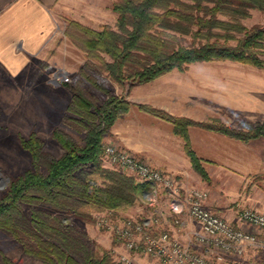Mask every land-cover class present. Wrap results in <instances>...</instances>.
Here are the masks:
<instances>
[{
	"label": "trees",
	"instance_id": "trees-1",
	"mask_svg": "<svg viewBox=\"0 0 264 264\" xmlns=\"http://www.w3.org/2000/svg\"><path fill=\"white\" fill-rule=\"evenodd\" d=\"M253 10L264 12V0H119L113 5L115 28L105 25L94 30L69 20L65 33L87 52L70 86L68 105L86 129L84 144L56 129L53 137L64 149L56 157L44 150L35 132L18 136L21 146L31 153L32 167L13 179L0 197V236L9 245L16 240L25 254L45 264H120L112 250L94 248L69 221L36 208L28 214L22 203L44 204L89 220L93 211L119 212L146 202L151 184L105 167L102 160L105 136L133 105L173 124L194 169L207 181L203 159L192 148L191 126L244 142L264 138V122L246 130L220 122L205 124L149 104H134L128 93L115 95L109 88L113 80L130 90L134 84L152 82L174 70L184 72L198 62L231 61L264 69V24L248 27L244 23ZM88 86L107 98L98 104Z\"/></svg>",
	"mask_w": 264,
	"mask_h": 264
},
{
	"label": "crops",
	"instance_id": "crops-1",
	"mask_svg": "<svg viewBox=\"0 0 264 264\" xmlns=\"http://www.w3.org/2000/svg\"><path fill=\"white\" fill-rule=\"evenodd\" d=\"M71 1L73 0H0V85L2 89L15 87L20 90L23 87L26 91L31 90L29 95L20 97V94H14L10 98L13 104L11 108L16 110L13 119L18 125H23L24 129L36 125L40 132L43 128L56 126L60 121L58 101H54L50 94L54 88L64 87V83L55 79L61 67L56 66L58 61L55 58L51 59L53 63L46 62L52 52L57 54L58 50L61 51L58 40L64 35L65 27L61 29L59 14L66 12L65 10L73 13ZM198 64L204 63H194L189 67ZM241 65L243 64L232 63L218 66ZM188 71L189 69L184 72L174 70L146 83L150 85L145 87L134 84L128 99L135 103L152 104L172 115L198 121L205 118L201 112L204 101L208 102L207 108L214 110L219 107L209 104L212 99L225 105L222 110L215 112L232 127H235L234 122L237 120L248 123L264 121V100L257 93L253 94V90L246 91V101H235L236 95L245 93L241 89L244 87L241 79H202ZM246 82L248 88L264 87V79ZM226 92L229 96L232 94L233 98L225 96L221 100L217 97ZM2 98L7 100L5 95ZM189 133L192 148L204 160V167L213 178L210 183L202 180L192 167L184 149V140L174 133L173 125L140 110L136 105L115 123L105 141L106 144L116 143L127 148L153 166L174 174L182 196L192 188L206 190L209 194L206 204L209 207L221 213L235 226L250 229L251 226L239 219V211L249 204L264 212V195L257 198L254 195L264 194V190L256 192L250 178L256 172H264V138L243 143L197 126L190 127ZM236 165L241 167L234 168ZM210 167H216L217 170ZM259 169L262 171H257ZM225 176L230 178L226 180ZM240 189H245V193H240ZM222 194L249 195L242 198V203L238 202L239 208H235L231 205L233 201L226 196L221 197ZM145 204L148 206L146 216L142 214L145 211L142 210L143 204L136 205L126 213L136 219L153 222L156 230H166L183 242H191L201 231L200 223L191 218L187 211L171 215L169 197L161 188H158L156 200L153 203L147 200ZM158 211L163 215L157 214ZM105 245L115 257L129 256L137 264H157L155 258L130 251L123 242L114 238ZM248 257L255 259V252L250 251Z\"/></svg>",
	"mask_w": 264,
	"mask_h": 264
},
{
	"label": "rangeland",
	"instance_id": "rangeland-1",
	"mask_svg": "<svg viewBox=\"0 0 264 264\" xmlns=\"http://www.w3.org/2000/svg\"><path fill=\"white\" fill-rule=\"evenodd\" d=\"M119 0H73L70 3V6H72V12L69 13L67 10L66 12H63L62 14H59V21L61 24V29L65 27L64 35L62 34L61 38L58 40V45L59 49L58 53L55 54L52 52L48 56V60L46 64L53 63L51 59H56L58 62L56 63V66L61 67L59 71L65 72L68 71L69 77H70V82H68V85L64 83V87L60 88H54L53 91L51 92L50 96L54 101H58V106H59V112H60V121L56 126H51L48 127L47 129H42L40 132L37 130L36 125H30V127H26L24 129L23 125H18L15 120L13 119L14 117V112L16 110L12 109V102L10 101L11 96H14V94H20L18 96L23 97L26 94H31V90L28 89L27 91L23 88L20 87L18 88L15 87H6L3 88L0 85V197L5 194V192L8 190L10 183L13 179L18 177L20 174H23L27 169L32 167V156L31 153L24 149L21 144L18 141V136L21 135L23 137H28L31 132H35L38 137H40L44 143V150L49 151L53 153L56 157H59L63 154L64 149L62 146L57 142V140L53 137V132L56 129H60L64 132H66L68 135L74 138L77 144L83 145L84 144V137L86 134V129L81 123V119L77 114H74L68 109L69 103L72 101V90L70 89V86H73L75 83V78L76 75L79 71V68L82 64H84L87 60V52L81 48L74 40H72L65 32L68 26L69 20H74L77 22H80L81 24L91 27L94 30H101L103 26L109 25L110 27L115 28L116 25V17L117 14L113 11V5L114 3L118 2ZM83 21H85L83 23ZM245 25L248 27H251L255 24H264V12H260L258 10H253L252 11V16L246 20H244ZM75 36H77L78 40L80 39L79 37V32L74 33ZM63 36H65L63 38ZM186 44L188 42H185ZM62 46V47H61ZM109 59V57H107ZM50 59V60H49ZM204 64H198V65H192L191 67H188L189 73L193 76H196L198 78L202 79H208V78H235V79H241L242 84H244V87L241 88L245 93H241L242 95H234L235 96V101H246L247 97V90L251 89L254 93H257V95L264 100V87H254L251 86V88L247 87V82L246 81H253V80H262L264 79V69H258L253 66H248V65H241L238 67H221L218 66L220 64H232L236 62H231V61H213L211 63L209 62H201ZM45 64V65H46ZM240 64V63H239ZM2 80H0L1 82ZM254 84V83H252ZM150 84L143 83L140 86L145 87L149 86ZM221 85V84H220ZM224 85V84H222ZM34 87V85H33ZM126 87V88H125ZM121 86L120 84L116 83L115 81L111 80L109 82V88L112 90V92L115 95H120L125 93H128V96L130 95V90L127 86ZM88 88V93L90 96H93L97 99L98 104H101L105 98H107V94L101 93L97 91L95 88L92 86L86 87ZM32 89V88H31ZM259 89H261L259 91ZM4 91V93H2ZM18 91V92H17ZM2 95H5L7 100H3ZM225 96H229V93H222L218 94L219 99L225 98ZM230 99L233 98V95L230 94L229 96ZM132 102V101H131ZM209 103L211 106H219L218 108L212 110L210 108H207L206 106L208 105L207 101H204V107L202 108L201 112L204 115V120L198 121L194 120L197 122H203L205 124L215 122L217 123H222L230 128L233 129H238V130H246L250 125L256 124V123H248L244 121H235L234 125L235 127H232L228 123H226L223 119V117L217 116L215 111L222 110L225 105L222 103H216L214 100H210ZM136 104L135 102H132ZM19 105V104H16ZM53 105V104H52ZM67 105V106H66ZM153 106L152 104H149ZM15 106V105H14ZM213 106V107H214ZM155 107V106H153ZM158 108V107H155ZM161 109V108H159ZM141 110V109H140ZM163 110V109H162ZM232 111H235L234 109ZM220 112V111H219ZM236 112V111H235ZM24 113V112H22ZM148 113V112H147ZM150 114V113H149ZM62 115V117H61ZM152 115V114H151ZM155 116V115H154ZM157 117V116H156ZM184 117V116H183ZM160 118V117H159ZM188 118V117H187ZM162 119V118H160ZM191 119V118H190ZM120 120V119H119ZM165 120V119H164ZM168 121V120H166ZM170 122V121H169ZM264 122V121H263ZM171 123V122H170ZM262 123V122H260ZM172 124V123H171ZM173 125V124H172ZM197 126V125H194ZM192 127V126H191ZM203 129H206L202 126H197ZM113 128V127H112ZM109 131V134L112 131ZM190 129V128H189ZM45 132H44V131ZM209 130V129H207ZM212 131V130H211ZM216 133L222 134L220 132L214 131ZM108 135V134H107ZM106 135V136H107ZM105 136V137H106ZM229 137V136H228ZM231 138V137H230ZM234 139V138H232ZM238 140V139H235ZM240 141V140H238ZM243 143H248L241 141ZM106 141L104 138V145H106ZM264 147V145H262ZM127 149V148H126ZM129 150V149H128ZM186 152V151H185ZM135 154V153H134ZM136 155V154H135ZM138 156V155H137ZM140 157V156H138ZM104 158V155L103 157ZM142 158V157H140ZM144 159V158H142ZM103 160V166L109 167V168H115L119 169L126 174H130L121 168H119L116 165H111ZM147 161V160H146ZM204 162V160H203ZM150 163V162H149ZM192 164V163H191ZM204 165V164H203ZM193 167V165H192ZM241 166L236 165L234 168L239 169ZM194 168V167H193ZM216 169V167H210V169ZM160 169V168H159ZM206 169V168H205ZM86 170H89V168H86ZM164 172H168L167 170L161 169ZM195 170V169H194ZM208 169H206L207 171ZM196 171V170H195ZM257 171H262V170H257ZM197 172V171H196ZM208 172V171H207ZM227 172V171H225ZM169 173V172H168ZM198 173V172H197ZM228 173V172H227ZM199 174V173H198ZM209 174V172H208ZM230 174V173H228ZM131 175V174H130ZM202 180V176L199 174ZM230 176V175H227ZM233 176V174H232ZM210 180H204L207 183H210L213 178H211L209 174ZM215 178V175H214ZM226 180V176L224 177ZM250 178L253 181V184L255 185L256 192L259 190H264V172H256L253 175L250 176ZM230 183V181H229ZM236 185V183H235ZM238 185V184H237ZM245 193V189L241 190L240 193ZM184 195V194H183ZM246 195L249 194H222L221 197L226 198L228 197L229 200L233 201L231 204L232 207L235 206V208H239L237 206L238 202L242 203V198L246 197ZM255 197H259V195H264V194H254ZM226 196V197H225ZM235 197V198H234ZM235 199V200H234ZM143 204V209L145 210L144 216L147 214V208L148 206L145 204L144 201L141 202V205ZM22 207L24 211L28 214L31 213V210L33 208L45 211L52 216H56L59 218H63L65 221H69V223L72 224L73 227H75L78 231L86 234L87 238L85 240L87 242H92L94 245V248H103V249H108L105 244L110 243V241L113 239V236L111 232H109L106 229L98 227L96 223V217L95 215L99 212L93 211L92 212V219L89 220H84L80 217H77L73 213H67L62 210L46 206L44 204H38V205H32L29 203H22ZM135 207V206H134ZM241 207V205H240ZM244 207H252L256 208L252 205H245ZM133 208V207H131ZM121 210L119 211L120 214L118 213L117 215L119 217H132L128 213V210ZM127 212V213H126ZM116 215V216H117ZM135 217V216H134ZM8 240L0 236V264H45L42 260L35 258L33 256L27 255L23 252L22 247L17 245L16 240L11 241L12 243L9 245ZM16 245H15V244ZM111 250V249H109ZM113 253V252H112ZM114 260L118 262L119 257H115L113 253Z\"/></svg>",
	"mask_w": 264,
	"mask_h": 264
},
{
	"label": "built area",
	"instance_id": "built-area-1",
	"mask_svg": "<svg viewBox=\"0 0 264 264\" xmlns=\"http://www.w3.org/2000/svg\"><path fill=\"white\" fill-rule=\"evenodd\" d=\"M55 79L70 82L67 71H58ZM103 159L134 175L139 182L151 184L154 189L146 194L150 203L156 200L161 188L169 197L172 216L187 211L201 225V231L191 242H183L166 230H156L148 220L119 217L114 211L97 213L98 227L111 232L114 240L123 242L130 251L147 254L157 264H264V212L242 208L239 219L251 228L238 227L206 204V190L192 188L182 196L174 174L164 172L130 150L109 143L104 146ZM157 214L163 215L159 211ZM250 251L255 252V259L248 257ZM118 262L137 264L129 256H120Z\"/></svg>",
	"mask_w": 264,
	"mask_h": 264
}]
</instances>
